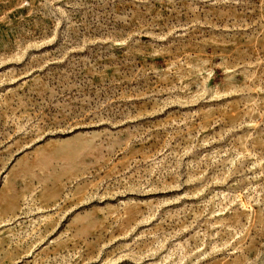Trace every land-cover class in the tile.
Listing matches in <instances>:
<instances>
[{
    "label": "rangeland",
    "instance_id": "374dc122",
    "mask_svg": "<svg viewBox=\"0 0 264 264\" xmlns=\"http://www.w3.org/2000/svg\"><path fill=\"white\" fill-rule=\"evenodd\" d=\"M0 264H264V0H0Z\"/></svg>",
    "mask_w": 264,
    "mask_h": 264
}]
</instances>
